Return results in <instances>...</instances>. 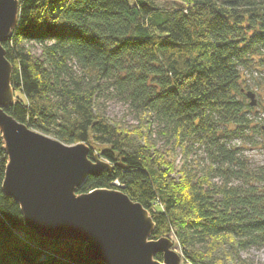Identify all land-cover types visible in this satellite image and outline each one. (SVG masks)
<instances>
[{"label": "trees", "instance_id": "obj_1", "mask_svg": "<svg viewBox=\"0 0 264 264\" xmlns=\"http://www.w3.org/2000/svg\"><path fill=\"white\" fill-rule=\"evenodd\" d=\"M3 45L18 97L6 110L65 143L103 145L112 169L79 192L122 189L150 211L152 237L173 234L186 262L257 264L240 252L264 244V167L250 168L227 140L253 127L240 65L264 47V0H19ZM110 89L146 130L110 119L101 100ZM151 119L170 150L156 147ZM201 146L202 165L188 159ZM6 162L0 135V264H103L81 241L25 226L2 189Z\"/></svg>", "mask_w": 264, "mask_h": 264}, {"label": "water", "instance_id": "obj_2", "mask_svg": "<svg viewBox=\"0 0 264 264\" xmlns=\"http://www.w3.org/2000/svg\"><path fill=\"white\" fill-rule=\"evenodd\" d=\"M18 15L19 0H0V135L7 153L2 189L18 202L25 226L40 237L81 241L85 255L103 264H181L169 235L152 237L155 221L140 201L120 188L78 191L90 175L111 170L110 161L90 154L86 141L65 143L6 110L18 97L3 42ZM247 95L255 104L254 93Z\"/></svg>", "mask_w": 264, "mask_h": 264}, {"label": "rangeland", "instance_id": "obj_3", "mask_svg": "<svg viewBox=\"0 0 264 264\" xmlns=\"http://www.w3.org/2000/svg\"><path fill=\"white\" fill-rule=\"evenodd\" d=\"M158 1L162 3L165 0ZM31 44L33 52L39 54V43L32 42ZM240 70L242 74L240 88L244 93L243 96H245V100L247 102L250 101V96L247 95V91H252L254 93L255 104H252V109L248 112L253 127L249 129L246 135L242 137H232L228 139L227 142L228 145L239 149V153L243 158L247 159V164L250 168L258 169L261 166L264 167V47H262L259 52L249 57L246 66L240 65ZM16 94L19 95V93ZM101 100L111 120L123 122L129 127L137 126V128H141L143 131L146 130L145 127L148 121H141L139 115L130 108L124 96L118 94L117 91L113 89L106 90ZM150 126L152 128L151 137L156 140V147L159 148L160 151L170 150L172 147L171 144L168 142L166 143L163 138L159 137L157 131H155L156 122L153 119L150 120ZM87 143L93 147V152H97L100 155V149L103 147L102 144H97L95 142ZM183 156L184 153L180 149H177L176 158L178 163L182 162ZM189 158L195 159L200 165L204 164L207 160V156L203 146L196 147L188 156V159ZM154 207H159V205L155 204ZM169 236L174 240L175 249L181 252L176 237L173 234ZM240 255L253 260L257 264H264V244L261 246L249 247L241 251ZM43 258H45V254L39 256L40 260ZM181 264L191 263L184 261L182 257Z\"/></svg>", "mask_w": 264, "mask_h": 264}, {"label": "built area", "instance_id": "obj_4", "mask_svg": "<svg viewBox=\"0 0 264 264\" xmlns=\"http://www.w3.org/2000/svg\"><path fill=\"white\" fill-rule=\"evenodd\" d=\"M113 183H115V184H117V185H119V186H123V184L120 183V182H118V180H115Z\"/></svg>", "mask_w": 264, "mask_h": 264}]
</instances>
